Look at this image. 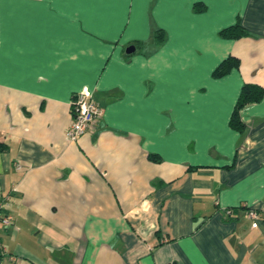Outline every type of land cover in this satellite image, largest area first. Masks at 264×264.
Wrapping results in <instances>:
<instances>
[{
    "label": "crops",
    "instance_id": "obj_1",
    "mask_svg": "<svg viewBox=\"0 0 264 264\" xmlns=\"http://www.w3.org/2000/svg\"><path fill=\"white\" fill-rule=\"evenodd\" d=\"M245 83L264 87V0H0V264H264ZM84 88L103 114L71 141Z\"/></svg>",
    "mask_w": 264,
    "mask_h": 264
},
{
    "label": "built area",
    "instance_id": "obj_2",
    "mask_svg": "<svg viewBox=\"0 0 264 264\" xmlns=\"http://www.w3.org/2000/svg\"><path fill=\"white\" fill-rule=\"evenodd\" d=\"M103 114L102 108L94 100L93 91L89 88L80 90L72 101V121L67 128L66 136L71 141H77L83 134L92 131L95 124ZM227 213L231 214L232 209H228ZM251 218H257V212L249 211ZM13 216L3 211L2 202H0V231L13 225ZM257 225V221L253 222V226ZM4 252V245L0 234V256Z\"/></svg>",
    "mask_w": 264,
    "mask_h": 264
},
{
    "label": "trees",
    "instance_id": "obj_3",
    "mask_svg": "<svg viewBox=\"0 0 264 264\" xmlns=\"http://www.w3.org/2000/svg\"><path fill=\"white\" fill-rule=\"evenodd\" d=\"M221 35L226 38L239 39L248 35V31L241 22L232 24L221 31ZM240 60L239 58L230 55L224 59L215 69L214 76H223L227 74L233 67H239ZM264 97V87L255 83H245L242 87L240 97L235 106L232 118L231 125L235 129L243 130L245 124L240 116V109L243 108L246 104L250 102L259 101Z\"/></svg>",
    "mask_w": 264,
    "mask_h": 264
},
{
    "label": "water",
    "instance_id": "obj_4",
    "mask_svg": "<svg viewBox=\"0 0 264 264\" xmlns=\"http://www.w3.org/2000/svg\"><path fill=\"white\" fill-rule=\"evenodd\" d=\"M131 49H128V52H130L131 50H134V47L132 46V47H130Z\"/></svg>",
    "mask_w": 264,
    "mask_h": 264
}]
</instances>
